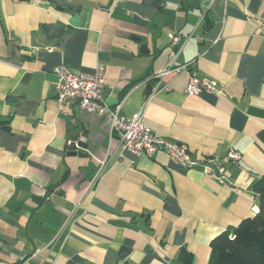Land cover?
<instances>
[{
  "label": "crops",
  "instance_id": "1",
  "mask_svg": "<svg viewBox=\"0 0 264 264\" xmlns=\"http://www.w3.org/2000/svg\"><path fill=\"white\" fill-rule=\"evenodd\" d=\"M263 26L264 0H0V264H210L212 239L259 210ZM62 63L103 64L106 101L194 157L241 160L220 180L122 150L108 116L57 99ZM191 74L218 89L187 94Z\"/></svg>",
  "mask_w": 264,
  "mask_h": 264
},
{
  "label": "built area",
  "instance_id": "2",
  "mask_svg": "<svg viewBox=\"0 0 264 264\" xmlns=\"http://www.w3.org/2000/svg\"><path fill=\"white\" fill-rule=\"evenodd\" d=\"M260 35L264 36V26L260 28ZM174 43L180 41V36L174 33L170 34ZM186 65H170L162 74L179 72ZM103 64L98 63L92 72L75 71L66 64H58L54 67L53 73L56 77L54 89L56 97L60 102L73 100L86 111L96 115H106L111 119L112 131L117 135L119 146L124 151H129L136 156H153L158 151H165L174 160L185 167H195L203 164V171L217 177L220 180L226 179V162L238 163L241 158V152L230 149L225 156H207L202 159L194 157L190 152L188 145L183 142L171 140L162 136L147 126L141 116L130 117L122 112V104L111 106L105 99ZM218 82L209 77H200L191 74L189 77L186 93L190 95L200 94L204 90L216 91ZM70 147H78V140H69ZM100 173L92 179L90 188H94L99 181ZM53 196L50 193L47 199ZM59 234V233H58Z\"/></svg>",
  "mask_w": 264,
  "mask_h": 264
},
{
  "label": "trees",
  "instance_id": "3",
  "mask_svg": "<svg viewBox=\"0 0 264 264\" xmlns=\"http://www.w3.org/2000/svg\"><path fill=\"white\" fill-rule=\"evenodd\" d=\"M254 190L258 212L212 239L210 264H264V175L257 179ZM184 258L190 261L188 255Z\"/></svg>",
  "mask_w": 264,
  "mask_h": 264
},
{
  "label": "water",
  "instance_id": "4",
  "mask_svg": "<svg viewBox=\"0 0 264 264\" xmlns=\"http://www.w3.org/2000/svg\"><path fill=\"white\" fill-rule=\"evenodd\" d=\"M145 46L146 45H143L142 50H144ZM78 144H79V147H86V143H84L82 141H79ZM69 150H70V154H78L80 156H85L86 155L83 152H77L76 150H74V147H72V146L69 147Z\"/></svg>",
  "mask_w": 264,
  "mask_h": 264
}]
</instances>
